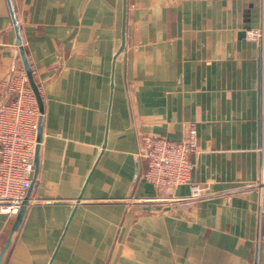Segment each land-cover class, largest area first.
<instances>
[{
  "label": "crops",
  "instance_id": "crops-1",
  "mask_svg": "<svg viewBox=\"0 0 264 264\" xmlns=\"http://www.w3.org/2000/svg\"><path fill=\"white\" fill-rule=\"evenodd\" d=\"M243 21L242 0H0V77L28 65L44 113L0 264H264L263 37ZM190 124V184L146 183L141 137Z\"/></svg>",
  "mask_w": 264,
  "mask_h": 264
},
{
  "label": "built area",
  "instance_id": "built-area-1",
  "mask_svg": "<svg viewBox=\"0 0 264 264\" xmlns=\"http://www.w3.org/2000/svg\"><path fill=\"white\" fill-rule=\"evenodd\" d=\"M260 35V34H259ZM263 50H264V34ZM33 74V72H32ZM41 113L24 69L0 77V214L15 217L33 203L34 159ZM42 142V141H41ZM197 132L190 124L181 141L142 136L139 157L145 162L142 179L161 190H175L190 184L193 162L198 153ZM208 188L191 185V198H201ZM264 211V205L261 212Z\"/></svg>",
  "mask_w": 264,
  "mask_h": 264
},
{
  "label": "water",
  "instance_id": "water-1",
  "mask_svg": "<svg viewBox=\"0 0 264 264\" xmlns=\"http://www.w3.org/2000/svg\"><path fill=\"white\" fill-rule=\"evenodd\" d=\"M242 1L244 2V21L241 31L238 33V38L239 39L245 38L249 31H255V32L258 31L260 35L264 34V0H242ZM25 72L27 74L30 87L32 88L35 94L39 106V110L41 113H43L42 98L39 93L38 87L35 83V80L33 78L32 71L28 65L25 66ZM42 131H43V126H40L38 132L39 143H41L42 141ZM38 157H39V147L36 148L35 159H34L35 173L37 172V167H38ZM25 212H26V207H22L16 216L18 223L23 219Z\"/></svg>",
  "mask_w": 264,
  "mask_h": 264
}]
</instances>
